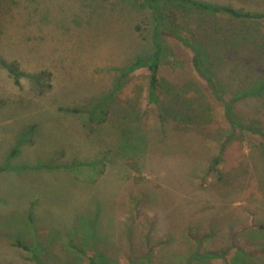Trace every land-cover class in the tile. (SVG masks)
I'll list each match as a JSON object with an SVG mask.
<instances>
[{
    "label": "rangeland",
    "instance_id": "374dc122",
    "mask_svg": "<svg viewBox=\"0 0 264 264\" xmlns=\"http://www.w3.org/2000/svg\"><path fill=\"white\" fill-rule=\"evenodd\" d=\"M198 1L264 13V0ZM140 2L0 0V264H88L80 250L97 264H183L202 233L201 251L264 249V142L230 131L191 53L166 40L160 108L149 70L123 76L155 50ZM219 25L248 36L223 52L224 97L264 130V20Z\"/></svg>",
    "mask_w": 264,
    "mask_h": 264
},
{
    "label": "trees",
    "instance_id": "16d2710c",
    "mask_svg": "<svg viewBox=\"0 0 264 264\" xmlns=\"http://www.w3.org/2000/svg\"><path fill=\"white\" fill-rule=\"evenodd\" d=\"M140 6L146 8L150 13L153 23L155 50L149 56L137 57L133 60L123 72V76L142 68L149 70L148 103L160 108L161 101L158 97L161 80L159 77L161 64L159 60L162 51L160 40H166L174 48V54L177 58L179 55H183V51L191 53L188 61L190 67L207 87L212 98L223 105V118L230 131L236 132L239 130L264 142V130L254 127L236 114L234 100L237 97L230 101L226 100L224 97L225 89L216 73L222 59H224L223 52L226 50L232 51L237 43L235 39L232 41L230 39L236 38L235 36L248 37L241 32H233L228 28L220 27L219 21L243 20L258 22L264 20V13L243 12L232 8V6L209 4L198 0H141ZM191 20L192 22H190ZM192 33H202L204 38L194 37ZM223 34L224 37L222 38ZM257 45L260 48L262 47L261 44L257 43ZM7 68L17 78L18 71L15 64H10ZM253 83L257 84L256 80ZM36 84L40 86L38 78ZM258 86L262 87V84ZM261 89L264 90L259 88L257 91ZM39 93H42V91ZM230 93L234 95V92L230 91ZM180 114L184 115L185 113L180 111ZM212 163L214 165L216 160L214 159ZM190 237L196 244V248L183 264H203L212 259H226L227 253L232 251H236L238 257L233 259L232 264H242L243 262L239 259L241 256L264 258V249L243 251L234 243L219 252L201 251L199 247L205 234H190ZM16 244L24 249H31L20 240H16ZM80 253L86 257L88 264H97L94 257L86 251L80 250ZM37 263L40 264V262Z\"/></svg>",
    "mask_w": 264,
    "mask_h": 264
}]
</instances>
